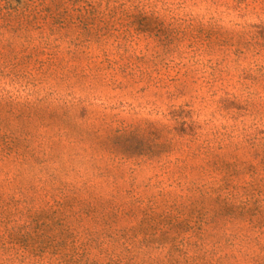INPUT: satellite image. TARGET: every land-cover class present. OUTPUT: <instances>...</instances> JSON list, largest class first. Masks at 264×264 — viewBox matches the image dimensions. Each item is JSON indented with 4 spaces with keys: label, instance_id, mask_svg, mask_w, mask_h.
<instances>
[{
    "label": "trees",
    "instance_id": "1",
    "mask_svg": "<svg viewBox=\"0 0 264 264\" xmlns=\"http://www.w3.org/2000/svg\"><path fill=\"white\" fill-rule=\"evenodd\" d=\"M0 264H264V0H0Z\"/></svg>",
    "mask_w": 264,
    "mask_h": 264
},
{
    "label": "rangeland",
    "instance_id": "2",
    "mask_svg": "<svg viewBox=\"0 0 264 264\" xmlns=\"http://www.w3.org/2000/svg\"><path fill=\"white\" fill-rule=\"evenodd\" d=\"M242 5H243V4H242ZM252 6H253V5L250 6V8L248 9V11L251 10ZM250 21H251V20H250ZM253 21H257V19L253 18ZM220 123H223V122H220Z\"/></svg>",
    "mask_w": 264,
    "mask_h": 264
}]
</instances>
